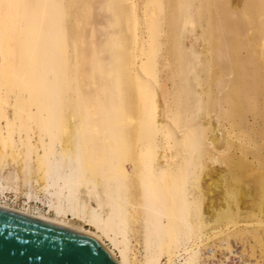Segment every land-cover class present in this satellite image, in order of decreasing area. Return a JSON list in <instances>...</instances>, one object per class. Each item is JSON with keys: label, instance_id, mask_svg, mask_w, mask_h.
Wrapping results in <instances>:
<instances>
[{"label": "bare ground", "instance_id": "obj_1", "mask_svg": "<svg viewBox=\"0 0 264 264\" xmlns=\"http://www.w3.org/2000/svg\"><path fill=\"white\" fill-rule=\"evenodd\" d=\"M261 121L264 0H0V208L118 264H264Z\"/></svg>", "mask_w": 264, "mask_h": 264}, {"label": "water", "instance_id": "obj_2", "mask_svg": "<svg viewBox=\"0 0 264 264\" xmlns=\"http://www.w3.org/2000/svg\"><path fill=\"white\" fill-rule=\"evenodd\" d=\"M0 264H118L95 238L0 208Z\"/></svg>", "mask_w": 264, "mask_h": 264}, {"label": "rangeland", "instance_id": "obj_3", "mask_svg": "<svg viewBox=\"0 0 264 264\" xmlns=\"http://www.w3.org/2000/svg\"><path fill=\"white\" fill-rule=\"evenodd\" d=\"M252 118H251V123H252ZM264 121H261L260 122V128H261V130H263L264 131V123H263ZM14 166L11 164V165H8L6 168H5V170L3 171V174H8L9 172H12L13 170H14ZM7 172V173H6ZM23 199H24V197H19V203H21V202H23ZM236 247V249H237V251H240L241 249H242V247H241V244H236L235 245ZM248 257H246V259H247ZM218 264V263H217ZM224 264V263H223ZM225 264H227V263H225ZM228 264H254V261H247L246 263H244V262H242L238 257H235V256H233L232 257V259L230 260V262L228 263Z\"/></svg>", "mask_w": 264, "mask_h": 264}]
</instances>
